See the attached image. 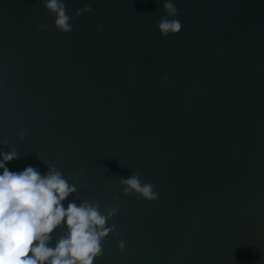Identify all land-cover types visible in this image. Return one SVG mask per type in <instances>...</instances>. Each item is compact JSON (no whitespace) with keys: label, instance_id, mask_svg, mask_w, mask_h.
Wrapping results in <instances>:
<instances>
[{"label":"water","instance_id":"obj_1","mask_svg":"<svg viewBox=\"0 0 264 264\" xmlns=\"http://www.w3.org/2000/svg\"><path fill=\"white\" fill-rule=\"evenodd\" d=\"M173 2L64 0L62 32L41 0H0L6 166L118 208L94 264H264V0ZM132 174L158 198L125 194Z\"/></svg>","mask_w":264,"mask_h":264},{"label":"clouds","instance_id":"obj_2","mask_svg":"<svg viewBox=\"0 0 264 264\" xmlns=\"http://www.w3.org/2000/svg\"><path fill=\"white\" fill-rule=\"evenodd\" d=\"M41 4L53 17L54 27L62 32L71 30L64 0H41ZM161 7L167 17L177 15L173 0H163ZM90 11L91 7L85 5L76 14ZM47 27L41 24L38 30ZM181 27L177 19L162 17L157 23L162 36L177 33ZM17 135L22 139L24 131L21 129ZM17 158L16 149L0 148V264H94L95 258L103 254L104 237L115 231L107 221L118 208L101 210L99 202L68 200L77 187L60 170L48 165L47 171L41 173L26 165L22 170L10 171L6 164ZM119 183L125 194L135 192L148 200L158 198L154 185L142 183L136 174L120 178ZM57 229L62 231L57 234ZM117 244L123 253L126 241L121 239Z\"/></svg>","mask_w":264,"mask_h":264}]
</instances>
